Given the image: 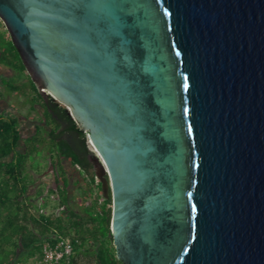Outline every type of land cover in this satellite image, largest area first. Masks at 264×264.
<instances>
[{
	"label": "water",
	"instance_id": "95a60500",
	"mask_svg": "<svg viewBox=\"0 0 264 264\" xmlns=\"http://www.w3.org/2000/svg\"><path fill=\"white\" fill-rule=\"evenodd\" d=\"M95 162L122 264H264V0H0Z\"/></svg>",
	"mask_w": 264,
	"mask_h": 264
},
{
	"label": "trees",
	"instance_id": "16d2710c",
	"mask_svg": "<svg viewBox=\"0 0 264 264\" xmlns=\"http://www.w3.org/2000/svg\"><path fill=\"white\" fill-rule=\"evenodd\" d=\"M7 43L2 40L0 45V63L24 70L18 51ZM32 86L35 89L34 83ZM41 100L39 95L33 98V101ZM48 118L50 122L54 121L51 114ZM19 142L17 120H6L0 115V264H34L42 256L45 244H55L61 238L71 241L73 251L68 260L59 264H82L85 260L91 264H122L117 258L110 229V199L98 194L91 200L94 189H90L83 193V202L90 210L73 209L69 205L62 172L64 185L57 190L60 196L58 207L47 212V204L42 207L34 203L43 195V187L39 186L33 194L30 193L35 185V177L27 169L32 150L21 152L18 150ZM35 142L40 143L41 140L36 139L30 146L32 149ZM60 150L73 165L79 162L69 148L61 146ZM49 193L54 191L50 189Z\"/></svg>",
	"mask_w": 264,
	"mask_h": 264
},
{
	"label": "flooded vegetation",
	"instance_id": "af4514ba",
	"mask_svg": "<svg viewBox=\"0 0 264 264\" xmlns=\"http://www.w3.org/2000/svg\"><path fill=\"white\" fill-rule=\"evenodd\" d=\"M2 40L11 43L16 48L0 18V45H2ZM20 58L22 60L21 56ZM32 83L34 82L26 66L24 70H16L0 63V115L6 120L11 118L17 120L20 132L18 150L24 153L32 150V157L46 156V167L43 171L40 170V173L36 174L37 170L31 168L30 163L27 166L32 176L35 177V185L31 189L35 191L37 187L42 186L43 195L49 194L59 202L60 196L57 190L63 188L64 181L61 175L63 172L70 206L75 203L79 204L78 198L84 199L82 190L89 192L90 189H94L93 195L90 197L92 200L96 199L98 194L105 198L101 182L96 175L95 162L78 147L66 132L35 83L36 90ZM20 85H23V88H20ZM37 95L42 98L39 102L33 101L34 96ZM48 114H51L54 121L50 122ZM36 139H40L41 142H35L32 149L30 146ZM61 146L63 149L72 150L77 155L79 162L73 165L68 158L61 154ZM50 189L54 193L50 194ZM109 195V198L105 199H110L112 207L111 193Z\"/></svg>",
	"mask_w": 264,
	"mask_h": 264
},
{
	"label": "built area",
	"instance_id": "2783aa9c",
	"mask_svg": "<svg viewBox=\"0 0 264 264\" xmlns=\"http://www.w3.org/2000/svg\"><path fill=\"white\" fill-rule=\"evenodd\" d=\"M72 251L73 246L71 241L61 238L55 244H45L42 256L34 264H59L63 260H68Z\"/></svg>",
	"mask_w": 264,
	"mask_h": 264
},
{
	"label": "rangeland",
	"instance_id": "374dc122",
	"mask_svg": "<svg viewBox=\"0 0 264 264\" xmlns=\"http://www.w3.org/2000/svg\"><path fill=\"white\" fill-rule=\"evenodd\" d=\"M20 86H21L20 88H23V85H20ZM29 160H30V163L33 164V166L31 165V168L35 169V171L37 170L36 174L40 173V170L43 171L45 169V167H46V162H45L46 161V156H41L40 155L39 157H30ZM27 169H28V167H27ZM30 193L33 194L34 193V189H30ZM82 193H84V190H82ZM78 200L80 202L79 204L75 203L74 205L73 204L71 205V207L73 209H76V210H79V211H82V210L84 211L85 209L90 210L89 206H87V204L85 205V203L83 202L84 201L83 199L78 198ZM88 200H89V203H90L91 202L90 199H88ZM34 203H36V205H41L42 207L44 206V204H47L48 205L47 208H46L47 212H50L54 208H57L58 204H59L58 200L54 199L49 194H46V195H43V196L37 198V200ZM82 264H91V263H90V261H88V260L86 261L85 260Z\"/></svg>",
	"mask_w": 264,
	"mask_h": 264
},
{
	"label": "crops",
	"instance_id": "0c3cea01",
	"mask_svg": "<svg viewBox=\"0 0 264 264\" xmlns=\"http://www.w3.org/2000/svg\"><path fill=\"white\" fill-rule=\"evenodd\" d=\"M31 264H33V263H31Z\"/></svg>",
	"mask_w": 264,
	"mask_h": 264
}]
</instances>
